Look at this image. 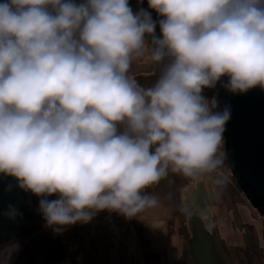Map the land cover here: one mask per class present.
<instances>
[{
	"label": "clouds",
	"instance_id": "9594fccd",
	"mask_svg": "<svg viewBox=\"0 0 264 264\" xmlns=\"http://www.w3.org/2000/svg\"><path fill=\"white\" fill-rule=\"evenodd\" d=\"M148 5L162 39L128 0L0 3V173L42 197L56 233L103 210L131 219L155 207L145 190L169 172H216L223 186L231 112L202 90L225 76L232 93L264 89V0ZM146 51L158 66L171 57L147 88L129 74Z\"/></svg>",
	"mask_w": 264,
	"mask_h": 264
},
{
	"label": "rangeland",
	"instance_id": "374dc122",
	"mask_svg": "<svg viewBox=\"0 0 264 264\" xmlns=\"http://www.w3.org/2000/svg\"><path fill=\"white\" fill-rule=\"evenodd\" d=\"M169 62L166 57L158 66L146 51L143 58L133 61L129 74L147 88ZM221 151L224 162L219 171L227 178L223 186L212 183L216 172L198 180L169 172L145 190L157 197L158 204L138 216L129 219L103 210L88 223L62 226L66 256L61 264H195L190 245L194 211L200 212L213 236L218 264H264V215L233 174L224 136ZM20 246L5 248L0 264H14L24 249Z\"/></svg>",
	"mask_w": 264,
	"mask_h": 264
},
{
	"label": "water",
	"instance_id": "95a60500",
	"mask_svg": "<svg viewBox=\"0 0 264 264\" xmlns=\"http://www.w3.org/2000/svg\"><path fill=\"white\" fill-rule=\"evenodd\" d=\"M73 2L80 4L86 0ZM128 3L135 13L141 9L150 13L156 24L154 35L162 39L159 21L164 17L149 7L148 0H128ZM145 39L151 43L152 37L146 35ZM227 83L228 77H222L214 88H204L202 95L216 98L218 106L214 111L230 108V119L223 132L226 158L241 188L264 215V89L257 86L244 93H232L224 87ZM41 198L19 187L15 177L0 173V245L23 234L36 233L14 264H50L54 261L61 264L65 259L61 232L53 230L60 226H47L39 211ZM47 199L54 200L56 195ZM13 210L15 214L10 216ZM192 232L190 245L195 264H218L213 236L199 211L192 213Z\"/></svg>",
	"mask_w": 264,
	"mask_h": 264
},
{
	"label": "bare ground",
	"instance_id": "6f19581e",
	"mask_svg": "<svg viewBox=\"0 0 264 264\" xmlns=\"http://www.w3.org/2000/svg\"><path fill=\"white\" fill-rule=\"evenodd\" d=\"M43 229L45 230L46 227H43ZM208 230V229H207ZM209 231V230H208ZM210 232V231H209ZM36 233L34 232H30V233H26V234H23L21 237L15 239V240H12V241H9V242H6V243H3L2 245H0V249H5L9 246H11L12 244H20V248L21 250L34 238ZM11 243V244H10ZM7 244H10V245H7ZM65 244V242H64ZM20 250V251H21ZM1 255V254H0ZM50 264H58V262L54 261L53 263H50Z\"/></svg>",
	"mask_w": 264,
	"mask_h": 264
},
{
	"label": "flooded vegetation",
	"instance_id": "af4514ba",
	"mask_svg": "<svg viewBox=\"0 0 264 264\" xmlns=\"http://www.w3.org/2000/svg\"><path fill=\"white\" fill-rule=\"evenodd\" d=\"M5 251H6V249H2V248L0 249V254H1L0 258H3L5 256V253H6Z\"/></svg>",
	"mask_w": 264,
	"mask_h": 264
}]
</instances>
